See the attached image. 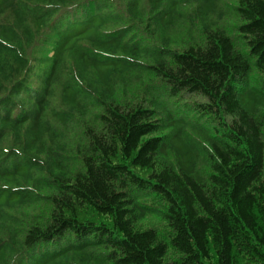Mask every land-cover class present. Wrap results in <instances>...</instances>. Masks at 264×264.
Instances as JSON below:
<instances>
[{
  "label": "trees",
  "instance_id": "obj_1",
  "mask_svg": "<svg viewBox=\"0 0 264 264\" xmlns=\"http://www.w3.org/2000/svg\"><path fill=\"white\" fill-rule=\"evenodd\" d=\"M0 264H264V0H0Z\"/></svg>",
  "mask_w": 264,
  "mask_h": 264
}]
</instances>
